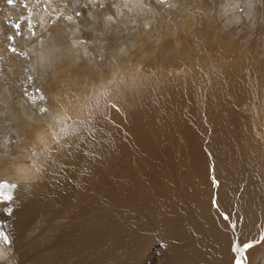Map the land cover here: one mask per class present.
Returning a JSON list of instances; mask_svg holds the SVG:
<instances>
[{
    "label": "bare ground",
    "instance_id": "obj_1",
    "mask_svg": "<svg viewBox=\"0 0 264 264\" xmlns=\"http://www.w3.org/2000/svg\"><path fill=\"white\" fill-rule=\"evenodd\" d=\"M0 182V264H124L152 226L169 264H236L230 224L264 233V0H0Z\"/></svg>",
    "mask_w": 264,
    "mask_h": 264
},
{
    "label": "rangeland",
    "instance_id": "obj_2",
    "mask_svg": "<svg viewBox=\"0 0 264 264\" xmlns=\"http://www.w3.org/2000/svg\"><path fill=\"white\" fill-rule=\"evenodd\" d=\"M259 217L258 214L254 215L249 223L241 224V222L234 229L231 228L229 247L232 252H235L234 248L246 243L250 238L258 237ZM154 231H160L161 235L153 237L152 232ZM141 237V240L147 239L148 243L142 242L136 246L131 258L126 259L124 264H169L181 257V234L152 226L144 230ZM176 264H181V262Z\"/></svg>",
    "mask_w": 264,
    "mask_h": 264
},
{
    "label": "snow or ice",
    "instance_id": "obj_3",
    "mask_svg": "<svg viewBox=\"0 0 264 264\" xmlns=\"http://www.w3.org/2000/svg\"><path fill=\"white\" fill-rule=\"evenodd\" d=\"M7 2L9 4H12L14 2V0H7ZM158 2H163V0H158ZM248 0H245V4L247 5ZM127 6V5H125ZM243 10V9H241ZM110 19V18H109ZM16 28L19 29V25H16ZM17 34H20L19 32H17ZM9 39H12V37H10ZM12 51H16L15 48L12 49ZM35 92L37 94H39L40 89L37 87L35 89ZM28 94V89H25V95ZM33 99H35V95L32 97ZM40 99L43 100V96L40 95ZM40 111H46V109H40ZM63 131V129L61 130ZM62 147L67 148V144L63 145ZM43 155V153H42ZM37 171H42V168H37ZM218 183V182H216ZM17 187L16 183H4V182H0V203H7L9 206L4 210L6 212L7 215H11L12 212L14 211L13 207L11 206V201L13 200V196L12 195H5V193L11 189H15ZM225 219H228V217L225 215L224 217ZM230 227H232L233 229L236 227L235 222L230 224ZM260 242H264V233H261L260 239L254 242H248V243H244L241 245H238L236 248H234V251L241 253V256L239 259L236 260V264H245V256L243 255V253H245L248 249L254 247L256 245V243H260ZM11 243L10 240V234H8L6 232L4 223L2 221H0V246H5Z\"/></svg>",
    "mask_w": 264,
    "mask_h": 264
}]
</instances>
